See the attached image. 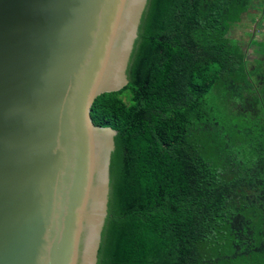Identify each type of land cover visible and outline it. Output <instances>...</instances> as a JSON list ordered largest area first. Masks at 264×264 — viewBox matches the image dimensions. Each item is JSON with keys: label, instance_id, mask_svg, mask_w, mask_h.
Instances as JSON below:
<instances>
[{"label": "trees", "instance_id": "1", "mask_svg": "<svg viewBox=\"0 0 264 264\" xmlns=\"http://www.w3.org/2000/svg\"><path fill=\"white\" fill-rule=\"evenodd\" d=\"M256 8L147 0L129 83L91 109L117 130L97 264H264V39L231 37Z\"/></svg>", "mask_w": 264, "mask_h": 264}, {"label": "water", "instance_id": "2", "mask_svg": "<svg viewBox=\"0 0 264 264\" xmlns=\"http://www.w3.org/2000/svg\"><path fill=\"white\" fill-rule=\"evenodd\" d=\"M147 0H0V264H97L117 130Z\"/></svg>", "mask_w": 264, "mask_h": 264}, {"label": "rangeland", "instance_id": "3", "mask_svg": "<svg viewBox=\"0 0 264 264\" xmlns=\"http://www.w3.org/2000/svg\"><path fill=\"white\" fill-rule=\"evenodd\" d=\"M259 22H261L260 26L257 27V23ZM250 33L253 34L252 36H254L255 39H264V16L260 8L251 10L250 16L245 14L242 23L236 25L232 29L231 37L249 43L252 39ZM249 52L252 57L257 55L252 52V49H250Z\"/></svg>", "mask_w": 264, "mask_h": 264}]
</instances>
